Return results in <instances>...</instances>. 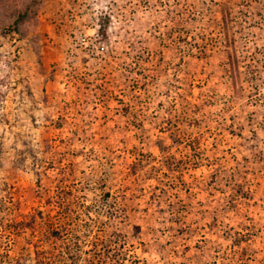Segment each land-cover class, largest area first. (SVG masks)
Returning a JSON list of instances; mask_svg holds the SVG:
<instances>
[{
	"label": "rangeland",
	"instance_id": "obj_1",
	"mask_svg": "<svg viewBox=\"0 0 264 264\" xmlns=\"http://www.w3.org/2000/svg\"><path fill=\"white\" fill-rule=\"evenodd\" d=\"M69 240L264 264V0H0V264Z\"/></svg>",
	"mask_w": 264,
	"mask_h": 264
},
{
	"label": "trees",
	"instance_id": "obj_2",
	"mask_svg": "<svg viewBox=\"0 0 264 264\" xmlns=\"http://www.w3.org/2000/svg\"><path fill=\"white\" fill-rule=\"evenodd\" d=\"M27 16V13L26 12H23L21 14H18L16 20H15V23L19 22V21H22L24 18H26ZM63 231H66V230H63ZM60 230L57 228V230H53V235L56 234H59ZM70 242L67 243V245L64 247L65 249V252H61L63 254L66 255L65 259H67V261L69 260L72 263H74L75 261H77V254H75L74 252H76V249L78 248L77 247V244L74 242H71V240H69ZM74 247V248H73ZM75 250V251H73ZM73 251V252H72ZM67 264V263H66Z\"/></svg>",
	"mask_w": 264,
	"mask_h": 264
}]
</instances>
